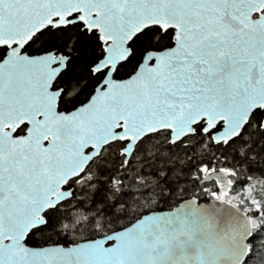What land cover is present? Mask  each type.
<instances>
[{
    "label": "snow or ice",
    "instance_id": "6c2138e0",
    "mask_svg": "<svg viewBox=\"0 0 264 264\" xmlns=\"http://www.w3.org/2000/svg\"><path fill=\"white\" fill-rule=\"evenodd\" d=\"M205 250L264 264V0H0V264Z\"/></svg>",
    "mask_w": 264,
    "mask_h": 264
},
{
    "label": "water",
    "instance_id": "95a60500",
    "mask_svg": "<svg viewBox=\"0 0 264 264\" xmlns=\"http://www.w3.org/2000/svg\"><path fill=\"white\" fill-rule=\"evenodd\" d=\"M200 204L209 206L211 212L204 215L199 212H193L191 209H186L181 217L186 226L197 229L194 233L195 241L205 240L210 233L223 236L229 227L235 223V213L228 206L210 200L208 202H201ZM167 227L169 231L176 229L179 227V221H174L173 224ZM189 252L195 253V247H190ZM192 264H221V260L216 253L205 250L199 259L193 261Z\"/></svg>",
    "mask_w": 264,
    "mask_h": 264
},
{
    "label": "trees",
    "instance_id": "16d2710c",
    "mask_svg": "<svg viewBox=\"0 0 264 264\" xmlns=\"http://www.w3.org/2000/svg\"><path fill=\"white\" fill-rule=\"evenodd\" d=\"M209 200L207 198H202L200 202H208ZM167 207H164V211H167Z\"/></svg>",
    "mask_w": 264,
    "mask_h": 264
},
{
    "label": "flooded vegetation",
    "instance_id": "af4514ba",
    "mask_svg": "<svg viewBox=\"0 0 264 264\" xmlns=\"http://www.w3.org/2000/svg\"><path fill=\"white\" fill-rule=\"evenodd\" d=\"M201 203V202H200Z\"/></svg>",
    "mask_w": 264,
    "mask_h": 264
}]
</instances>
